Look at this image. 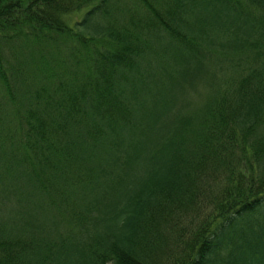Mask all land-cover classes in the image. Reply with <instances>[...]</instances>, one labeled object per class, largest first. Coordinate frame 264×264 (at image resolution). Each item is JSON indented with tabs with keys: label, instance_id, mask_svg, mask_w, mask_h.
I'll return each instance as SVG.
<instances>
[{
	"label": "trees",
	"instance_id": "1",
	"mask_svg": "<svg viewBox=\"0 0 264 264\" xmlns=\"http://www.w3.org/2000/svg\"><path fill=\"white\" fill-rule=\"evenodd\" d=\"M135 1L0 0V264H264V0Z\"/></svg>",
	"mask_w": 264,
	"mask_h": 264
},
{
	"label": "rangeland",
	"instance_id": "2",
	"mask_svg": "<svg viewBox=\"0 0 264 264\" xmlns=\"http://www.w3.org/2000/svg\"><path fill=\"white\" fill-rule=\"evenodd\" d=\"M116 5V17L118 19H125L128 15V12L130 9L135 7L136 1L135 0H114ZM83 16V11L80 13H69L67 15V20L70 24H74L77 20H80ZM115 17V16H114ZM115 17V18H116ZM6 50V58H7V66L10 69V67H14L16 65V60L12 54V50L17 49L16 45L12 43H8L4 45ZM63 49L58 54V60L60 62V66L57 69V72L59 75H61L63 78L67 75L74 74L79 70V68L82 65H79L77 62L76 57L73 55L71 48L68 45L62 44ZM23 54L21 56L20 64L18 67H21V65L26 69L27 71V80L26 84H37L41 82V74L44 73L43 70H45V64L46 62L50 66V68L55 64L54 54L57 52V49L53 51L52 55H42L37 51L30 52L27 50L22 51ZM232 59L234 60L236 58V55H231ZM218 57H215L214 60H216V63H213L210 68L212 71H215L216 78L218 79V82L224 81L225 76L227 73H230V69L228 67L227 62H224L222 59L220 61L217 60ZM73 64H72V62ZM210 87L206 86H200L198 89V92L195 91L192 94V101L194 104L200 103V101L204 100L206 96L208 95ZM9 113L8 110H6L5 114ZM9 121V115L8 119ZM44 205L39 203V207H42ZM3 210V209H0ZM7 213V212H6ZM44 218L46 220L52 219V215L49 212L42 213ZM63 228H65V224H63Z\"/></svg>",
	"mask_w": 264,
	"mask_h": 264
}]
</instances>
